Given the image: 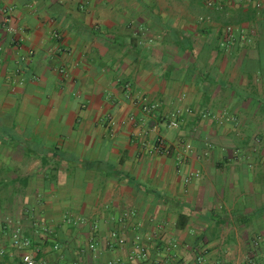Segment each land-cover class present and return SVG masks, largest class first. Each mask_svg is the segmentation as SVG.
I'll return each instance as SVG.
<instances>
[{"label": "crops", "instance_id": "0c3cea01", "mask_svg": "<svg viewBox=\"0 0 264 264\" xmlns=\"http://www.w3.org/2000/svg\"><path fill=\"white\" fill-rule=\"evenodd\" d=\"M212 1L0 0V263L20 229L42 264H264V8Z\"/></svg>", "mask_w": 264, "mask_h": 264}, {"label": "built area", "instance_id": "2783aa9c", "mask_svg": "<svg viewBox=\"0 0 264 264\" xmlns=\"http://www.w3.org/2000/svg\"><path fill=\"white\" fill-rule=\"evenodd\" d=\"M254 6V8L261 10L264 8V0H250ZM208 5L212 6L213 5V1L212 0H208L207 2ZM7 10H5V12H8V10L10 11V8H6ZM10 29H14L11 28ZM231 29V27H229V30ZM63 73H65V70H61ZM157 108L156 104H142V111L145 113H151L152 111H154ZM182 115V110L180 109H176L174 111H172L168 117H167V125L168 127L171 128H177L180 125V117ZM157 148L163 151H167V148L163 145V142L161 140H159L158 144H157ZM192 149V145L190 143L185 144L183 150L184 151H189ZM199 173L197 172H191L189 174V176L185 179L186 182H189V180L192 177H199ZM96 226H94L95 228ZM123 242V241H121ZM139 242V241H138ZM13 244L14 246H16L17 248L20 249H24L22 255H21V259L19 264H42L38 261V253H39V248L38 247H34L32 245V242L28 239L23 237L21 230L20 229H16L14 234H13ZM95 246L94 243L91 244V248H93ZM4 251L1 250L0 254H3ZM147 255V251L145 249V247L140 244V243H136L135 245V249L132 251L130 258L134 259V258H139L142 256H146ZM0 264H11L10 262L4 261L3 263ZM108 264H122V260L120 259H116L114 261H110Z\"/></svg>", "mask_w": 264, "mask_h": 264}]
</instances>
